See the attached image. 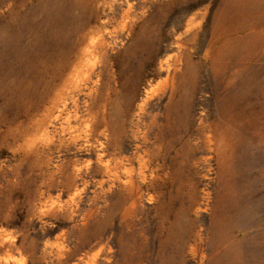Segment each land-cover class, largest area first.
I'll list each match as a JSON object with an SVG mask.
<instances>
[{
    "label": "rangeland",
    "instance_id": "374dc122",
    "mask_svg": "<svg viewBox=\"0 0 264 264\" xmlns=\"http://www.w3.org/2000/svg\"><path fill=\"white\" fill-rule=\"evenodd\" d=\"M54 2L0 0V264H264V0Z\"/></svg>",
    "mask_w": 264,
    "mask_h": 264
},
{
    "label": "bare ground",
    "instance_id": "6f19581e",
    "mask_svg": "<svg viewBox=\"0 0 264 264\" xmlns=\"http://www.w3.org/2000/svg\"><path fill=\"white\" fill-rule=\"evenodd\" d=\"M55 2L54 3H56V5L58 4V2H59V0H54ZM98 26V25H97ZM96 28V27H95ZM94 31V30H93ZM97 31V30H96ZM100 31V30H99ZM92 36V35H91ZM95 36V35H94ZM90 43V42H89ZM86 46V45H85ZM88 49H89V47H88ZM82 51V50H81ZM78 53H80V52H78ZM83 53V52H82ZM84 54H86L85 52H84ZM88 54V53H87ZM86 54V55H87ZM80 55V54H79ZM81 56H83V54L81 55ZM86 58V57H85ZM74 60V59H73ZM80 60V59H79ZM81 60H83L82 58H81ZM80 62V61H79ZM74 64H72V66H73ZM75 66V65H74ZM78 67V66H77ZM76 67V68H77ZM86 67V66H85ZM69 69V68H68ZM74 70H75V67L73 68ZM72 69V70H73ZM79 69V68H78ZM77 70V69H76ZM75 70V71H76ZM71 71V70H70ZM74 72V71H73ZM75 73V72H74ZM76 76V75H75ZM68 78H71V77H68ZM67 78V79H68ZM66 79V78H65ZM73 79L71 78V81H72ZM75 80V79H74ZM70 80H64L63 82H65L64 84H68V82H69ZM70 84H68V86H69ZM62 86V85H61ZM60 86V87H61ZM71 86V85H70ZM69 86V88H67L68 90H66L67 91V93H66V98L64 99V100H60V99H56V100H59L58 101V103H57V101H55L54 102V104H53V110L52 111H54V112H59L58 113V115H57V118H61V117H63V115H67L68 117H67V121H70L71 120V118L73 117V114H75V115H77V111H78V87H70ZM88 87V86H87ZM62 88H64V87H62ZM61 88V89H62ZM61 91H65V89L64 90H58V92H57V94H60L61 93ZM62 94V93H61ZM58 96H60V95H56V97H58ZM54 112H52V113H54ZM48 115V114H47ZM47 119H48V117H47ZM50 121V120H49ZM48 121V122H49ZM139 148H141V146L139 147V146H137L136 147V149H139ZM146 153V152H145ZM141 157L140 156H137V153H133L132 155H130V156H127V155H125L124 157H122L121 159H125V160H127V161H129V162H134L135 160H139ZM48 159L49 160H51L50 158H49V156H48ZM50 163V162H49ZM121 161H118L117 163H116V167H119L120 165H121ZM131 184H132V182H130Z\"/></svg>",
    "mask_w": 264,
    "mask_h": 264
}]
</instances>
